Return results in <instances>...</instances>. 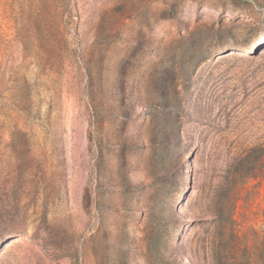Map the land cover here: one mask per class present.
Instances as JSON below:
<instances>
[{"label": "rangeland", "instance_id": "obj_1", "mask_svg": "<svg viewBox=\"0 0 264 264\" xmlns=\"http://www.w3.org/2000/svg\"><path fill=\"white\" fill-rule=\"evenodd\" d=\"M43 1L38 31L33 0H0V74L26 82L4 94L0 264H264V175L235 235L214 219L222 161L264 143V0Z\"/></svg>", "mask_w": 264, "mask_h": 264}, {"label": "trees", "instance_id": "obj_2", "mask_svg": "<svg viewBox=\"0 0 264 264\" xmlns=\"http://www.w3.org/2000/svg\"><path fill=\"white\" fill-rule=\"evenodd\" d=\"M35 7H36V13H35V21L34 22V28H36L38 31L42 29L41 23H42V17L43 12L40 11V4L44 2L43 0H33ZM20 5H23L21 3ZM21 21V28L23 26L25 27L28 22L25 21L23 17L20 19ZM20 24V23H18ZM19 29V30H20ZM18 30V29H17ZM5 32L1 28L0 24V43H4V41H7L8 39L5 36ZM15 76H14V74ZM18 75L17 71H14L10 73V78L5 80L3 75L0 74V149L1 147L7 146L5 144V141L3 139V128L6 125V117L9 118V114L4 109L6 107H11L12 109H16L17 111L23 110V108L20 106L19 103L12 102L11 104L5 102V99H8L4 94L11 90V88H16V92L14 93L17 97L18 94H22V87L26 85V82H23L22 85H15L14 87L9 86L8 81L13 77V79L16 82ZM12 96H14L11 93ZM9 99H13V97H10ZM3 100V101H2ZM2 116V119H1ZM16 128V127H15ZM20 132V131H19ZM26 144L25 141L20 143L21 147H23ZM228 157H226L221 165L218 168V173L216 175L217 177V185L215 186V192L214 196L217 199L216 205H215V225L217 223V235L215 239L221 243L222 236H224L226 233H229L230 235H235V221H234V205L237 200V196L241 190V185H243L245 182L249 181L250 179L257 178L260 175H264V143L256 144V145H245L244 147H239L235 151L231 152L229 151L227 154ZM17 163L12 168L13 171L16 170V176L14 181L16 190L22 189V178H23V162L24 158L22 155L17 156ZM10 174L9 172H5L2 176L3 178V184L4 186L1 188V198H3V204H0L2 208H5L8 206L7 204V177ZM221 197L226 201L225 203H221L220 199ZM5 202V203H4ZM4 216L0 215V223L2 222ZM226 223V224H224ZM1 227V226H0ZM224 230V232H223ZM2 232V231H0Z\"/></svg>", "mask_w": 264, "mask_h": 264}]
</instances>
